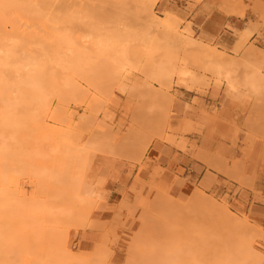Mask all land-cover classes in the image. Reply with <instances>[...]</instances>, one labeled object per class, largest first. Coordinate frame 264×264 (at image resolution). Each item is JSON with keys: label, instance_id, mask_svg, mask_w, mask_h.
I'll return each mask as SVG.
<instances>
[{"label": "rangeland", "instance_id": "obj_1", "mask_svg": "<svg viewBox=\"0 0 264 264\" xmlns=\"http://www.w3.org/2000/svg\"><path fill=\"white\" fill-rule=\"evenodd\" d=\"M0 1L3 3L4 0ZM49 1L46 0L45 3V0H33V2L32 0H12L10 3L7 0L5 6L8 7L10 4L12 10L10 7L8 10L4 9L7 7L2 9L6 23L4 29L1 27L4 35L1 33L0 35L3 37L7 34L12 35L13 42H9L10 39L7 36L4 40L0 37V43L7 41L9 44L17 45L18 40L21 43L23 38H26L16 48L14 47L16 51L13 48L15 52L14 57L12 56L13 61L7 66L11 68H1L3 73L17 79L56 80L61 93L49 94L46 97V103L36 94V100L38 98L39 103H34L35 95L27 92V94L11 93V95L9 93L8 96H2L3 100L4 97L7 99L2 100L4 103L0 100V113L12 114V110L18 123H23V126L21 124L22 127L20 126L14 134L9 135L5 132L2 137L0 135V144L3 143L6 146L5 158H2L3 161L0 159V264H71L73 259L70 253L73 258H77L73 264L80 259H83L85 264H132L136 260L132 259L131 263V259L127 257H136L130 256L132 246L129 247L130 241L137 244L136 232L142 234H140L142 242L140 240L141 243H139L141 249L136 246L142 252L141 257H137L140 258L136 262L138 264H158L151 262L152 259L149 260L152 252H156V248L160 249L162 254L169 251L171 258L173 256L172 260L170 254L167 256L171 264H190L191 259L192 261L200 260L202 264H213L214 261L210 262V259H220L222 249L230 244H227L228 239H230L228 242L234 243V247L239 244L235 241L238 237H233V234L238 233L235 231L236 228L245 229L242 224L233 226L235 222L242 223L239 218L248 219V227L250 224L254 226L253 229H260V232L256 231L257 234H254L255 237L251 228H249L251 231L248 229L247 232L250 231L254 237L252 238L251 233H248L249 246L252 244L254 252L260 255V261L258 258L253 257V259L256 260V264H264V85L256 84L259 82L260 75L264 80V58H262L263 61L260 59L264 52L257 49L254 42H249L250 34L264 26V0H221L222 9L233 8L239 14L249 9L252 13H257L258 21H260L254 24L249 23L252 28L241 32L227 25V28L232 29L237 37V44L230 51L232 56L227 51H219L214 43H203L195 38L192 30L194 25L191 22L178 17L174 14L175 11L160 9L156 5L152 8L151 15L146 7L144 12L142 6L140 10L144 13H133L132 11H139L135 7V0L134 2L133 0H116L118 4L115 0H97V2L85 0L86 3H94L95 8L99 5V8L101 6L102 8L98 10V13L89 4L92 7L90 9L95 10V13L92 10L91 13L90 11L79 13L77 8L82 9L86 3L83 2L84 5H82L77 0H70V2L60 0L64 2L58 5L59 0H51L55 2V5ZM98 1L103 3L100 2L98 5ZM136 1L139 2V0ZM193 1L198 3L200 0ZM129 2H133L132 6ZM128 3L130 9L127 7L126 9L130 10L129 13L124 10ZM87 5L88 3L85 7L89 8L90 6L87 7ZM139 5L137 8L140 7ZM116 6H121L124 13L119 8V10L116 9ZM72 8H76L78 13L73 12ZM84 8L83 10L86 9ZM47 10H49L48 15ZM168 15L171 19L169 22L175 19V27L173 22L171 26L169 24V27H166L167 29L172 27V33H169L171 30L169 32L167 30V37L158 33L160 30H165L164 27L160 29L158 22L157 29L153 28L154 31H150V28L154 27L153 22H147V20L153 17L169 19ZM151 25L152 27L149 28ZM175 29L177 38L173 34ZM170 35H173L174 39ZM185 38L194 42L189 40L188 47V43L182 45L180 41L188 42ZM196 42L207 47L209 53L213 51V48L214 53L223 52L220 53V57L218 52L217 57L213 55V52L210 53H213L212 55L216 58L219 57L216 64L214 57H212L213 63L210 54L204 55L207 51L199 53L197 49L189 50L190 44ZM186 47L188 50L185 49ZM209 48H212L211 51ZM3 49H6V46ZM3 54L4 51L0 55ZM256 57L259 60L254 59ZM219 61L223 65L219 66ZM255 61L262 63L258 64L259 62ZM225 62L238 64L228 68ZM120 64H125V66L122 65L124 68ZM14 69H20V71L13 72ZM163 71L167 75H164ZM256 71L260 75L256 74ZM182 72H186L185 76L178 75ZM189 75L191 77H188ZM255 75H259L258 82L255 80L256 77L254 78ZM196 76H201L202 80ZM260 81L262 82L261 79ZM232 84H236L234 88L238 96L234 95L235 89H232ZM221 88H224L226 97L235 102L234 112L229 120H223L219 114L223 97H218L216 103L209 104L192 94L204 96L209 89ZM185 91L192 92L185 93ZM25 95H29L28 100ZM16 100L20 103L17 104ZM176 103L181 104V109L176 108ZM200 109L207 113L208 119L204 122L194 119L195 112ZM103 139L106 140L103 141ZM206 139H210L209 141L214 145L218 141L225 140L229 144L231 154L225 157L216 151L206 149L204 147ZM99 141L101 144H98ZM92 142L99 146L109 143L112 150L110 149L109 153L104 152L106 151L104 147L103 151L98 149L101 151L98 152L96 149L101 146L96 148V144L93 145ZM4 149L3 152H5ZM1 157H4L3 154ZM80 173L85 175L81 178ZM82 181L86 186L91 185L85 186V189L88 188L89 190H86L90 191L88 195L87 191L83 190ZM77 186H79L78 193ZM81 187L86 194H80ZM197 191L198 198L201 200L197 198L196 203L198 200L200 202L206 200L207 203L205 201L203 205L204 207L205 204L207 205L206 210L209 213L212 206L210 198H213L212 204H219V206L222 204V207L226 205L236 217L227 215L225 220V216L224 218L220 216L224 215L223 208L220 215L219 212L217 213L220 217L217 215L215 216L217 218L213 217L216 214L215 210H220V207L216 205L219 209L215 206L216 209L213 207L215 210H212L215 213H210L215 223L210 221L213 223L207 222L208 226H206L205 221L202 220L203 225L200 221L204 218L197 217L195 213L200 215L201 212L203 217H206L208 213L202 214L203 207L199 206L200 203L196 206L193 199L191 203L188 200L192 195L194 198V193L197 197ZM156 192L157 195H155ZM73 193L74 196L76 195L75 198L78 196V199L73 198ZM201 193L209 197H203ZM161 194L163 198H166L165 201L172 199V201L181 202L182 206L180 204L179 208L184 207V211L181 209L182 214L178 205L174 207L182 217L178 216L174 208H171L174 205L173 202H170L172 205L169 206L171 208L168 209L169 213L166 208L161 209L160 203L164 202V199L157 202L159 200L157 197H161ZM201 196L203 198H200ZM168 198L171 199L168 200ZM186 201L190 204L194 202L197 209L200 207L198 213V210H194L196 209L194 204H189L195 211L190 213L193 218L191 220L186 218L189 216L186 211L192 208L185 209L188 204ZM209 201L210 207H208ZM155 202L158 204L156 205ZM163 204L165 206L166 202ZM203 205L201 203V206ZM89 207H91V213L87 212ZM172 209L177 214L175 219L174 213H171ZM161 210H166L167 215ZM204 210L203 212H207ZM85 213L89 214L87 218L83 216ZM170 215H172L171 219H169ZM176 217L182 218L181 222L176 221L178 220ZM218 218L219 220L222 218L220 220L222 222L226 221L225 224L216 220ZM228 218L230 220L227 221ZM235 218L239 219L238 222L234 221ZM231 219H234L233 225ZM79 220L80 224L85 223L84 226L78 224ZM204 220L207 221L206 218ZM164 222H167L166 226H169L167 230L174 231L165 230ZM208 228L215 231L213 234L216 233L220 238L214 236L212 231L210 235ZM220 228L224 232L220 231L217 234ZM191 229L195 233L191 232ZM159 230L161 233L157 232ZM226 232L227 236L231 233L230 238H227ZM242 233L243 231H241L243 237ZM205 234L210 237H205ZM244 234L248 236L246 231ZM237 235L240 236L239 233L235 236ZM225 236L226 243L223 238ZM104 238H107L105 239L107 243L102 244L99 252ZM62 241L66 242V252L71 251L69 254L64 252ZM225 244H227L226 247H223ZM97 247H99L98 251L94 252ZM167 247V251L162 249ZM228 247L231 249V246ZM219 248H221L220 251H218ZM230 249L226 248L225 251L233 255L232 258L229 257L232 260L235 259L234 262L244 258L235 257ZM243 249L246 254V248ZM126 250L131 252L125 253ZM147 250L153 251L149 253L148 260H145ZM161 251L157 253L160 254ZM91 252H94L96 256L97 252L103 256L99 258V255L97 258ZM160 255H158L159 258ZM181 255L185 263L181 261ZM200 256H204L205 260ZM68 257H71V261ZM246 259L249 262V258ZM157 260L162 263L163 259ZM232 260H230L231 263ZM198 261L195 263H201ZM247 261H243L244 264H248ZM165 262L168 261L165 259Z\"/></svg>", "mask_w": 264, "mask_h": 264}, {"label": "bare ground", "instance_id": "obj_2", "mask_svg": "<svg viewBox=\"0 0 264 264\" xmlns=\"http://www.w3.org/2000/svg\"><path fill=\"white\" fill-rule=\"evenodd\" d=\"M4 1H5V0H4ZM4 1H3V3H2V1H0V33H1V34H3V33H2L3 31L1 32V30H2L1 27L4 29V27H5L4 25H5V23H6V19H5V17H4V13L2 12V9H3V7H7V6H5V2H6L7 0H6L5 2H4ZM8 1H9V2L11 1V2H12V0H8ZM36 1H37V0H36ZM42 1H43V0H42ZM50 1H51V0H50ZM50 1H49V2H50ZM53 1H54V0H53ZM53 1H51V2L55 4V2H53ZM72 1H76V0H72ZM72 1H71V2H72ZM80 1H81V0H79V1L77 0V2H79V4L84 5V3H86V1H88V0H86V1H85V0H82L81 3H80ZM89 1H90V0H89ZM101 1H102V0H101ZM101 1H100V2H101ZM117 1H118V0H117ZM127 1H128V0H127ZM9 2H8V3H9ZM11 2H10V3H11ZM28 2H29V1H28ZM32 2H33V0H32ZM39 2H40V1H39ZM62 2H64V1H62ZM62 2H60V0H59V4H58V5H60V3H62ZM69 2H70V0H69ZM83 2H84V3H83ZM93 2H95V0H93ZM96 2H97V0H96ZM98 2H99V1H98ZM100 2L97 3V4L99 5ZM115 2H116V0H115ZM119 2H120V1H119ZM124 2H125V1H124ZM133 2H134V0H133ZM133 2H131V3H133ZM139 2H140V5H139ZM139 2L136 1V0H135V2H134V3H136V4H135L136 6H135V5H134V6H135L136 9H138L139 11L134 12V11H132L133 9H132L131 11H132L133 13H138V12H139V13H140V12L142 13L143 11H144V12L146 11V10H144V8L146 7V9H148L149 12H150L151 15H152V10H153L152 8L155 6L157 0H139ZM8 3H6V4H8ZM13 3H15V2H13ZM13 3H12V5H13ZM16 3H17V2H16ZM18 3H19V2H18ZM37 3H38V2H37ZM40 3H41V2H40ZM40 3H39V4H40ZM45 3H46V0H45ZM45 3H43V4H45ZM87 3H88L87 7L90 6L89 8H86V7H85ZM87 3L84 5V7H85L87 10H86L83 6H82V9H81V8H77L78 11H79V13H80V12H81V13H84V12H89V11H90V13H91V10L93 11V9H90V8H92L91 5L94 7V5H93L94 3H92V2H87ZM101 3H103V2H101ZM105 3L108 4L107 2H104V4H105ZM110 3H111V2H110ZM110 3H109V4H110ZM113 3H114V2H112V4H113ZM116 3L118 4V2H116ZM120 3H121V2H120ZM129 3H130V2H129ZM129 3H128V6L126 5V6L124 7V10H127V13L130 12V10H128V9H130V8H128V7H130V6H129ZM131 3H130V5L132 6ZM29 4H30V3H29ZM32 4H34V3H32ZM47 4H49V3H47ZM47 4H46V5H47ZM79 4H78V6H79ZM89 4H91V5H89ZM117 4H116V5H117ZM19 5H20V4H19ZM35 5H36V4H35ZM35 5H34V6H35ZM40 5H42V3H41ZM51 5H53V4H51ZM55 5H56V4H55ZM55 5H54V7H55ZM67 5H68V4H67ZM73 5H74V3H73ZM137 5H139L140 7L137 8ZM13 6H15V5H13ZM13 6H12V7H13ZM16 6H17V4H16ZM32 6H33V5H32ZM36 6H37V5H36ZM48 6H49V5H48ZM69 6H70V4H69ZM80 6H81V5H80ZM95 6H97V5H95ZM99 6H100V5H99ZM99 6L96 7V8L94 7L95 10H97V11L99 10V11H100L101 8H102V6H101L100 8H99ZM109 6H110V5H109ZM141 6L143 7V9L141 8ZM8 7H10V9H11V5H10V4L8 5ZM8 7H7V8H4V9H5V10H6V9L8 10ZM21 7H22V6H21ZM37 7H38V6H37ZM37 7H36V8H37ZM42 7H43V6H42ZM61 7H62V5H61ZM64 7H65V6H64ZM70 7H71V6H70ZM72 7L74 8V6H72ZM75 7H77V6H75ZM105 7H106V6H105ZM105 7H104V8H105ZM116 7H117V6H116ZM116 7H115V8H116ZM126 7H127L128 9H126ZM16 8H18V7H16ZM24 8H25V7H24ZM32 8H33V7H32ZM34 8H35V7H34ZM40 8H41V7H40ZM52 8H53V6H52ZM73 8H72V9H73ZM83 8H84L86 11L83 10ZM104 8L102 9V12H103V13L105 12V11H103ZM107 8H108V7H107ZM110 8H112V6H110ZM110 8H109V9H110ZM115 8L113 9L114 11H115L116 9H118V8H119L120 10L122 9L121 6H120V7H117L116 9H115ZM133 8H134V7H133ZM48 9H49V8H48ZM60 9H61V8H60ZM65 9L67 10V7H66ZM69 9H70V8H69ZM72 9H71V10H72ZM75 9H76V8H75ZM75 9H73L74 11H73V10H72V11L78 13ZM79 9H80V10H79ZM89 9H90V10H89ZM109 9H107V10H109ZM119 9H118V10H119ZM140 9H142L143 11L140 10ZM11 10H12V9H11ZM20 10H21V9H20ZM25 10H26V9H25ZM25 10H24V11H25ZM29 10H30V9H29ZM33 10H34V9H33ZM45 10H46V9H45ZM56 10H57V9H56ZM56 10H54V11H56ZM61 10H62V9H61ZM61 10H60V11H61ZM82 10H83V11H82ZM95 10L93 11L94 13H95ZM118 10H117V11H118ZM148 10H147V11H148ZM13 11H15V9H14ZM31 11H32V10H31ZM48 11H49V10L46 11V14H47V15H48V13H47ZM50 11H51V8H50ZM54 11H53L52 13H54ZM99 11H98V13H99ZM111 11H112V9H111ZM117 11H116V12H117ZM121 11H122V10H121ZM121 11H119V13H122V12H123V11H122V12H121ZM128 11H129V12H128ZM22 12H23V11H22ZM33 12H34V11H33ZM37 12H38V9H37ZM57 12H58V11H57ZM109 12H110V11H109ZM116 12H114V13H116ZM125 12H126V11H125ZM144 12H143V13H144ZM6 13H8V11H6ZM17 13H19V12H17ZM25 13H26V12H25ZM41 13H42V12H41ZM50 13H51V12H50ZM59 13H60V12H59ZM71 13H72V12H71ZM96 13H97V12H96ZM107 13H108V12H107ZM123 13H124V12H123ZM150 13H149V15H150ZM20 14H21V12H20ZM36 14H37V13H36ZM46 14H45V16H47ZM38 15H39V14H38ZM151 15H150V16H151ZM43 16H44V15H43ZM166 17H167V16H165V18H166ZM149 18H150V17H149ZM168 18H169V19H164V18H162V17H158V19H159V20H158V19H156V18L153 17V18H151L152 20H151V19L147 20V22H148V21L153 22L152 25H153L154 27H152V25L149 26V28L152 27V28H150V31L152 30V32H153V31H154L153 28L155 29L156 26L158 25V23H160V26H161L160 29H163L162 27H164L166 31H165V30H164V31L160 30V32H158V33L162 34V36L164 35V37H165V36L167 37V36H168V32H169L171 29L173 30V28L171 27V29H169V28L167 29L166 27H169V24H170V26L173 24V27L176 26V25L174 24L175 19L172 18L174 21H171V22H173V23L171 24V22H169V20H171L169 15H168ZM155 19L157 20L156 22L154 21ZM147 22H146V24H147ZM150 22L148 23L149 25L151 24ZM154 22H155V24H154ZM157 22H158V23H157ZM156 23H157V24H156ZM175 23H176V22H175ZM146 24H145V25H146ZM158 26H159V25H158ZM158 26H157V27H158ZM149 28H147V29H149ZM156 29H157V28H156ZM158 29H159V28H158ZM177 29H178V28H177ZM167 30H168V32H167ZM172 30H171V32H169V33H172ZM4 31H5V30H4ZM148 31H149V30H148ZM150 31H149V32H150ZM155 31H156V30H155ZM174 31H175V32H174ZM174 31H173V32H174L173 34H175V35H176L175 37L177 38V37H178V34H176V33H177V32H176L177 30L175 29ZM187 31H188V30H187ZM187 31H186V32H187ZM189 31H190V30H189ZM163 32H164L165 34H164ZM190 32H191V31H190ZM166 33H167V34H166ZM3 35H4V34H3ZM3 35H0V37H3ZM5 35H6V33H5ZM7 36H9V35L7 34V35L4 36L3 38H1V40H4V38L7 37ZM170 36H171V35H170ZM19 37H20V36H19ZM171 37H173V35H172ZM179 37H180V36H179ZM183 37H184V36H183ZM189 37H190V36H189ZM7 38L10 39L9 42H13L12 39H11V38H13L12 35L9 36V37H7ZM7 38H6V39H7ZM20 38H21V37H20ZM180 38H182V36H181ZM24 39H26V38H23V40H24ZM28 39H29V38H28ZM169 39H170V38H169ZM173 39H174V37H173ZM1 40H0V41H1ZM16 40H18V39L16 38ZM16 40L14 39V43L17 42ZM23 40L21 41V43L23 42ZM178 40H179V39H178ZM185 40H188V39L185 38ZM189 40H190V39H189ZM189 40H188V42H186V43H185V42L183 43V42L180 41V40H179V41H180V43H182V45L188 43V45H187V47H188V46H189ZM15 41H16V42H15ZM173 41H174V40H173ZM179 41L175 40V42H179ZM190 41H191V42H194L193 40H190ZM19 42H20V41L18 40V44H17V45H13L12 43L9 44V43H7V41H6V42L4 41L3 43H0V44H4V45L6 46V49H3L5 46L2 47V45H0V48L2 47V48H1V51H0V52H1L0 54H2V52L4 51V54H3V55H0V95H1L0 97L2 98V96H4V95L8 96L9 93H10L9 95H11V93H15V94H16V93H17V94H18V93H20V94H21V93H24V94H27V93H28V94H31V95H33V94L35 95V94H36V95H38L39 97H41V98L43 99V100H42V99H41V100H42L44 103H46V97H47L49 94L57 92L58 95H59V94L61 93V92H60L61 90H60V88L58 87V82H57L56 80H47V79H43V78H42V79H40V78H39V79H35V78H18V79H17V78H10V77H11L10 75L7 76V75H6L5 73H3V71L1 70V68H5V67H7L8 65H10V64L12 63V61H13V57H14L13 53L15 54V52H13V48H14V47L16 48L19 44H21V43H19ZM26 43H27V42H26ZM26 43H25V44H26ZM203 43H204V42H203ZM28 44H30V43H28ZM195 44H196V45H195ZM22 45H23V44H22ZM182 45H181V46H182ZM190 45H191V48H192V45H193L194 47H193L192 49L189 48V50H193V51H194V49H197V50H198L197 52H199V53H202L203 51H207L206 53L204 52L205 54L203 53L205 56H206V55H209L211 52L214 53V51H215L214 48H213V49H212V48H209L210 51H211V49L213 50V51H211V52L209 53V50L207 49V47H206V48L203 47L204 45L199 44V42H196V43H194V44L191 43ZM197 45H200V46H197ZM7 46H8V48H7ZM184 46H186V45H184ZM205 46H206V45H205ZM187 47H186L185 49L188 50ZM15 48H14V49H15ZM22 48H24V47L22 46ZM182 48H183V46H182ZM202 48H203V49H202ZM19 49H20V48H19ZM252 49H253V48H252ZM254 49H255V48H254ZM199 50H200V51H199ZM15 51H16V49H15ZM195 51H196V50H195ZM201 51H202V52H201ZM220 51H221V50H220ZM251 51H252V50H251ZM217 52H218V51H216L214 54H213V53H212V54H213V55H216ZM255 52H257V49H255ZM207 53H208V54H207ZM220 53L222 54L223 52H220ZM220 53L218 52L219 57L221 56ZM203 54H202V55H203ZM212 54H210V56H211V58H210V59H211V62L214 63V61H216V62H215V64H216L217 61H218V59H219V57L216 58L217 55H216V57H215V56H213ZM253 54H255V53H253ZM226 55H227V54H226ZM250 55H251V54H250ZM255 55H256V54H255ZM12 56H13V57H12ZM205 56H204V57H205ZM247 56H248V55H247ZM251 56H253V55H251ZM256 56H257V55H256ZM263 56H264V55L262 54V57L260 56V59L264 58ZM212 57H214V61H212V59H213ZM224 57H225V55H224ZM254 57H255V56H254ZM205 58H207V57H205ZM208 58H209V56H208ZM228 58H229V57H228ZM229 59H230V58H229ZM254 59H257V57L254 58ZM223 60H224V59H223ZM257 60H259V59H257ZM221 61H222V60H221ZM224 61H225V60H224ZM229 61H231V60H229ZM262 61H263V59H262ZM219 62H220V61H219ZM226 62H227V61H226ZM226 62H225V63H226ZM234 62H235V61H233V63H234ZM255 62H256V61H255ZM258 62H259V61H258ZM258 62H256V63H258ZM220 63H221V64H220ZM220 63H219V66H220V65H223L222 62H220ZM227 63H228V62H227ZM227 63H226L225 66H228V68H233V66H235V65L238 64L237 62H236L237 64H233V63L231 64V62H230L229 64H227ZM261 63H262V62H261ZM261 63L259 62L258 64H261ZM120 65H121V64H120ZM122 65H123V64H122ZM122 65H121V66H122ZM229 65H230V66H229ZM123 66H125V64H124ZM123 66H122V67H123ZM225 66H224V67H225ZM118 67H119V66H118ZM7 68H8V67H7ZM9 68H11V67H9ZM9 68H8V69H9ZM123 68H124V67H123ZM167 68H168V67H167ZM12 69H13V68H12ZM120 69H121V68H120ZM10 70H11V69H10ZM121 70L123 71V69H121ZM164 70H165V69H164ZM18 71H20V69H16V70L14 69L13 72H18ZM165 72L168 74V72H167L166 70H165ZM165 72L163 71L162 73H163L164 75H167ZM175 73H176V72H175ZM11 74H12V73H11ZM163 74H162V76H163ZM176 74H177V73H176ZM185 74H186V72H182V74H178V75H180V76H185ZM253 74H254V72H253ZM256 74H259V73H257V71H256ZM178 75H177V76H178ZM194 75H195V74H194ZM259 75H260V74H259ZM259 75H255V76H254V78L256 77V78H255L256 82H258V81H259V82L256 83L255 80H253V81H254L256 84H258V85H259V84H260V85H262V84L264 85V80L262 79L261 75H260V76H259ZM6 76H7V77H6ZM9 76H10V77H9ZM258 76L260 77V79L262 80V82L260 81L259 78H258L259 80L257 81V77H258ZM188 77H191V76L189 75ZM196 77H197L198 79H200L201 76H200V77H199V76H196ZM201 78H202V77H201ZM254 78H252V79H254ZM191 79H192V78H191ZM200 80H202V79H200ZM204 80H205V79H204ZM250 80H251V79H250ZM253 81H252V82H253ZM201 82H202V81H201ZM205 82H206V81H205ZM228 82H229V81H228ZM261 83H262V84H261ZM190 84H191V83H190ZM227 84H228V83H227ZM229 84H230V82H229ZM229 84H228V85H229ZM232 85H233V86H232V87H233L232 89H235L234 86H236V84H235V85L232 84ZM191 87H192V86H191ZM227 89H228V87H227ZM233 91H234V90H232V92H233ZM26 92H27V93H26ZM234 92H235V94L233 93L234 95H236V94L238 93V92L236 93V89H235ZM20 94H19V95H20ZM55 94H56V93H55ZM22 95H23V94H22ZM22 95H20V96H22ZM36 95H35V101L33 100L34 103H37V102L39 101L38 98H37L38 101L36 100V97H37ZM231 95H232V93H231ZM28 96H29V95H27V96L25 95V97L27 98V100H28ZM236 96H238V94H237ZM236 96H235V97H236ZM239 96H240V95H239ZM32 97H34V96H32ZM60 97H61V96H60ZM1 98H0V100H1V102H2L3 98H2V99H1ZM29 98H30V97H29ZM171 98H172V97H171ZM4 100H7V99L4 97ZM4 100H3V101H4ZM9 100H10V101H14V100H11V99H9ZM18 100H19V99H18ZM18 100L15 101L17 104L20 103V101L18 102ZM25 100H26V99H25ZM25 100H24V101H25ZM171 100H172V99H171ZM29 101L31 102V100H29ZM5 102H6V101H5ZM21 102H22V101H21ZM26 102H27V101H26ZM169 102H170V98H169ZM2 103H4V102H2ZM38 103H39V102H38ZM40 103L42 104V102H40ZM44 103H43V105H46V104H44ZM171 103H172V102H171ZM171 103H170V104H171ZM168 104H169V103H168ZM43 105H42V106H43ZM11 112H12V114H10V113H8V112H7V113H4V112H1V113H0V135H1V137H2V135H3L5 132H7L9 135H12V134H14L15 131L21 126V124H22V126H23V123H22V122H21V123H18L19 121L14 117L15 115L13 114V111H12V110H11ZM13 115H14V116H13ZM12 116H13L15 119H13ZM29 119H30V117H29ZM22 126H21V127H22ZM1 137H0V138H1ZM104 140H106V139H103V141H104ZM99 142H100V141H99ZM99 142H98V144H101V142H100V143H99ZM92 143H93V145L96 144V148H97V146H98V147H100V146L102 147V148L100 147V148H97V149L94 148V149H96V151H98V152L103 151V150H104V147H105V149H106V151L104 150V152L109 153V152H111V150H112V149H111L112 147L110 146L109 143H107L108 146H107L105 143L103 144L104 146H103V145H100V146H99L97 143H94V142H92ZM1 145L3 146L2 149H1V147H2ZM105 145H106V146H105ZM0 146H1V147H0V150H1V151H0V159L2 160V158H5V154H4V153H6V146H4L3 143L0 144ZM86 146L88 147V145H86ZM91 146H92V145H91ZM91 146H90V147H91ZM4 147H5V149H4ZM92 147H93V146H92ZM94 147H95V146H94ZM106 147H108V149H107ZM3 149L5 150V152H3ZM98 149L101 150V151H99ZM110 149H111V150H110ZM84 150H86V149L84 148ZM84 150H83V151H84ZM88 150H89V148H88ZM88 150H87V152L89 153ZM108 150H109V151H108ZM83 151H82V152H83ZM94 152H95V151H94ZM85 153H86V152H85ZM102 153H103V152H102ZM107 153H105V154H107ZM2 154H3L4 157H1ZM89 155H90V154H89ZM80 156H81V155H80ZM82 157H83V156H82ZM90 158H91V155H90ZM85 159H86V158H85ZM1 160H0V164H1ZM2 161H3V160H2ZM85 162H86V161H85ZM86 163H88V162H86ZM90 163H91V162H90ZM80 164H81V163H80ZM83 164H84V163H83ZM87 165H88V164H87ZM82 166H83V165H82ZM85 166H86V164H85ZM83 167H84V166H83ZM87 167H88V166H86V168H87ZM86 168H84V170H86ZM81 171H82V169L80 170V172H81ZM83 175H85V174H83ZM83 175L80 173L81 178H82ZM81 178H80V180H82ZM0 179H1V178H0ZM83 179H84V177H83ZM78 180H79V179H78ZM2 182H3V181H2ZM79 183H81V182H79ZM82 184H84V185H83V186H84V188H83L84 191H85L86 189H88V188L85 189V186H86L85 182L83 183V181H82ZM90 186H91V185H90ZM90 186H89V184H88L86 187H90ZM77 187H78V188H77V191H76V192L78 193L79 186H77ZM5 188H6V187H5ZM92 188H93V187H92ZM83 190H82V187H81V188H80V191H81L80 194H81V193H83V194L85 193ZM88 190H89V189H88ZM88 190H86V191H87V192H86L87 195H88V193L90 192V191H88ZM158 192H159V191H158ZM86 193H85V194H86ZM91 193H92V190H91ZM91 193H90L89 195H91ZM199 193H200V192H199ZM157 194H158V193L156 192L155 195H157ZM201 194H203V193H201ZM161 195H162V194H161ZM203 195H204V196H203ZM203 195H202L203 197H209L208 195H207V196H205V194H203ZM75 196H76V195H75ZM75 196H74V193H73V198H74V199H78V198H77L78 196H77L76 198H75ZM159 196H160V193H159ZM169 196H170V195H169ZM202 196H201L200 198H203ZM163 197H164L163 195H162L161 197H157V198L159 199V200H157V202H158V201L160 202V199H162V200L164 199V202H166L165 206H164V204H163V203H164L163 201H162V203H160V205H161V206H160L161 209L166 208V209H167V213H169L170 211H169L168 209L174 208L175 211H176V208H175V207L178 205L177 207H178V209L180 210V212H181V214H182V212L184 211V210H183L184 207H183V208L181 207V206H182L181 202H179L178 200H174V201H172V199H171L172 197H171V198H168V200L171 199L170 201H165L166 198H163ZM165 197H167V196H165ZM190 197H191V199H188L189 202L193 199L192 201H195V203H196L197 198L199 197V196H198V191H197V197L195 196V193H194V198H193V195L190 196ZM89 198H90V197H89ZM173 199H175V198H173ZM195 199H196V200H195ZM198 199H199V198H198ZM207 199H208V198H207ZM211 199L213 200V198H210L211 205H212V206H211V209L209 210L210 213L212 212V214H213L214 211H212V210H215L217 206L220 207V210H219V211H217V209L215 210V211H216V214H215L214 216H213L212 214H210V213L208 212V210H206V209H208V208L206 207V206H207L206 204H205V207H204L203 203H205L206 200L200 202L199 200H201V199L198 200V203H196V206H197V204L200 203L199 206H200V207H203V208H202L203 210H204V208H205L204 211H207V212H203V210H202V214H203V213H208L209 216H208V214H207V216H208L209 218H207L206 214H204V216H206V217H203V216L201 215V212H200V215L195 213V211H197V210H198V213H199V211H200V207H198V209H197L196 206H195V204H194V202H192V204H194V208H196V209H194L192 206H190V205H192V204H190L191 202L189 203L188 201H186V204H187V203H188V204H187V205L185 204V205L187 206V208L185 207V209L188 210V209H189L188 207H192V208L189 209L188 211H186V210H185V211L188 212L187 214H188L189 216H190V213H191V212H194L195 215H197V217H200V216H201V217L204 218V219L206 218L207 221L204 220V219H201V221L199 220V221L202 222V223H203V221H205L204 223H206V224H205L206 226H208V225H207V222H209V223H211V224L214 222L215 219H214L213 217H215V216L217 215L218 212H219V215H220V213H221V209H222V208H223L222 211L224 212V215H220V216H221V217L225 216V220H226V218H227V217H226L227 215H228V216H231V217H236V215H234L235 213L232 214V213L230 212V210L226 207V205H225L224 207H222L223 205H222L221 203H220L221 206H219V204L217 205V204H215V203H213V204H214V205H213ZM99 200H100V199H99ZM214 200H215V199H214ZM155 201H156V199H155ZM175 201H177V203H175ZM210 201L208 202V203H209L208 207H210ZM215 201H216V200H215ZM167 202H169V203H167ZM170 202H171V203L173 202L172 204H174V205L171 204V205H172L171 208L169 207V206H171V205H170ZM178 202H179V204H178ZM216 202H217V201H216ZM201 203H202L203 206H201ZM206 203H207V201H206ZM217 203H218V202H217ZM150 204H151V202H150ZM155 204H156V202H155ZM157 204H158V203H157ZM157 204H156V205H157ZM180 204H181V206H180L181 208H179V205H180ZM183 204H184V203H183ZM189 204H190V205H189ZM92 205H93V204H92ZM156 205H155V208H157ZM216 205H217V206H216ZM162 206H163V207H162ZM166 206H168V207H166ZM174 206H175V207H174ZM215 206H216V207H215ZM213 207H215V209H213ZM218 207H217V208H218ZM181 209H182L183 211H182ZM193 209H194L195 211H194ZM218 209H219V208H218ZM155 210H156V209H155ZM179 210H178V211H179ZM163 211H164V210H163ZM163 211L161 210V212H163ZM168 211H169V212H168ZM173 211H174V210L172 209L171 213H174V214H173V215H174V219H175V216H176L177 214H178V216L181 215L180 212L177 213V211H176L177 214H175V212H173ZM87 212L91 213V207H89V209H88ZM165 212H166V210L164 211V213H165ZM214 213H215V212H214ZM165 214H166V213H165ZM165 214H164V215H165ZM88 215H89V214H88ZM88 215H86V213H85L83 216H85V218H87ZM162 215H163V213H162L160 216L162 217ZM166 215H167V214H166ZM166 215H165V216H166ZM198 215H199V216H198ZM210 215H212L213 217H210ZM219 215H217V216L220 217ZM86 216H87V217H86ZM189 216H186V218L188 217V218L191 220L192 217H191V216L189 217ZM163 217H164V216H163ZM180 217H182V215H181ZM242 217H243V216H242ZM171 218H172V215H170L169 219H171ZM176 218H178V217H176ZM194 218L197 220L196 217H194ZM211 218H213V220H212ZM215 218H217V217H215ZM223 218H224V217H223ZM238 218H239V217H238ZM164 219H165V218H164ZM174 219H173V220H174ZM181 219H182V218H178V220H176V221H180ZM192 219H193V218H192ZM209 219H211V220H209ZM221 219H222V218H221ZM221 219H220V220H221ZM239 219H240V221L242 220V223H240V222H239V223H236V222H235L234 225H233L232 222L236 221L237 219H236V218H235V220H234V219H231V220H232L231 223H232L233 226H235L236 224H237V225H238V224H242L243 226H245V227H243V228H245V229H239V230H238V228H236L237 230H235V229L233 228L236 232L238 231V233L240 234V236H239V235L235 236V235L238 234V233L233 234V237H235V238L238 237L237 239H235V241H236V243H239V244L236 245V246H235L236 248H235L233 242H228V240H230V239H228V240L226 239V236H227V234H228V233L226 232V236L223 237V238H224V241H225V239L227 240V244H229V243H230V244H229V245L225 244V246L223 245V247H226V245H227L226 248L230 249L228 246H231V249H230V250H231V253H232V251H233L232 254H234L235 257L241 258V257H239V256H242V257H244V258H241L240 261H239V259H238V260H237L238 262H237V261L234 262L233 260H235V259H233V260L230 259V257L233 256V255H230V252H228V254H227V252H226L227 250L225 251L226 248H224V249H222V252H223V253L221 252L222 255H221V254H220L221 256L218 255V256H220V259H218V258H214V256H213L212 258H214V259L211 260L210 257H208L209 254H207V257H208V259H210V262H211V261H212V262L214 261L213 264H218V263L220 264L222 261H224V262H222L223 264H229L230 260H232V263L230 262V264H237V263H238V264H244L243 261L246 262V261H247L246 258H249V262L247 261L248 264H249V263H250V264H254V263L256 264V260H254V259H256V258H258V260L260 261V259H259V258H260V255H259L257 252H254V250H253V245H252V244H251V246H249L250 243H249V240H248V239H250L248 233L251 231V229L253 230L252 233H253V236H254V237H255L254 234H257V232H260V229H258V228H257V229L254 228V229H253L254 226H252V225H250V224H249L250 227H248V223H249V220H248V219H242V218H239ZM239 219H238V220H239ZM202 220H203V221H202ZM216 220L220 221L219 218L216 219ZM228 220H230V219L228 218L227 221H228ZM233 220H234V221H233ZM238 220H237V222H238ZM163 221H164V220H163ZM192 221H193V220H192ZM210 221H213V222H210ZM218 221H217V223L220 224ZM81 222H82V221H81ZM174 222H175V221H174ZM180 222H181V221H180ZM193 222H194V221H193ZM200 222H199V224H200ZM220 222H222V221H220ZM225 222H226V221H225ZM225 222H222V223L225 224ZM160 223H161V222H160ZM164 223H165V222H164ZM166 223H167V222H166ZM166 223H165V226H166ZM186 223H187V222H186ZM197 223H198V222H197ZM202 223H201V224H202ZM204 223H203V225H204ZM214 223H215V222H214ZM222 223H221V224H222ZM243 223L246 224L247 226L244 225ZM78 224H80V220H79V223H78ZM84 224H85V223L83 222V225H82V223H81L80 226H84ZM187 224H188V223H187ZM223 224H222V225H223ZM170 225H171V224H170ZM193 225H196V224H193ZM203 225H202V226H203ZM216 225H217V224H216ZM228 225H229V222H228ZM75 226H77V224H76ZM80 226H78V228H79ZM161 226H162V225H161ZM161 226H160V227H161ZM214 226H215V224H214ZM218 226H219V225H218ZM220 226H221V225H220ZM220 226H219V227H220ZM233 226H232V227H233ZM239 226H241V225H239ZM167 227H169V226H166V227H165L166 229H165V228H164V229L167 230V229H168ZM199 227H200V226H199ZM199 227H197V228H199ZM211 227H213V226H211ZM215 227H216V226H215ZM222 227H223V226H221V228H222ZM258 227H259V226H258ZM75 228H76V227H75ZM78 228H77V229H78ZM81 228H84V227H81ZM172 228H173V227H172ZM174 228H175V227H174ZM189 228H190V227H189ZM193 228H195V226H194ZM221 228H220V229H221ZM241 228H242V226H241ZM246 228H247V230H246ZM249 228H251V229H249ZM259 228H260V227H259ZM199 229H200V228H199ZM201 229H202V228H201ZM201 229H200V230H201ZM208 229L210 230V228H208ZM225 229H226V228H225ZM229 229H231L230 225H229ZM248 229L250 230L249 232H247ZM156 230H157V229H156ZM165 230H164V231H165ZM192 230H193V229H191V232H194V231H192ZM195 230H196V229H195ZM206 230H207V227H206ZM215 230L217 231L218 229H215ZM234 230H233V231H234ZM162 231H163V230H162ZM167 231L170 232V231H172V230L170 229V231H169V230H167ZM167 231H166V232H167ZM173 231H174V230H173ZM173 231H172V232H173ZM211 231H212V230H210V235H212V234L215 232V231H212V234H211ZM220 231H222V229L219 230V231H217V234H218V232L220 233ZM227 231H228V230H227ZM235 231H234V232H235ZM241 231H243V233H242V235H244L243 237L241 236ZM245 231H246V234H248V236L244 234ZM254 231H255V233H254ZM256 231H257V232H256ZM140 232H141V231H140ZM157 232H160V230L157 231ZM166 232H165V235H166ZM199 232H200V231H199ZM202 232H203V230H202ZM204 232H205V231H204ZM222 232H224V230H223ZM136 233H137L136 236H137V238H138V241H137V244H138V245L136 244V242L132 243L133 241H130L131 243H130V245H129V247H130V246L134 247V248L136 249V251H135L134 248L132 249V247H130L131 250H132V253H130L131 250L128 251V252H127V250H126V252H125V253H130V256H132V257H133V255L136 256V257H133V258H131V257H127V259H128V258L131 259V263L133 262L132 259L136 260V261H134V263H136L137 261H139L140 258H137V257H138V256L141 257L140 255H142V252H140V251L138 250V249H141V248H140L141 246H139V245H140L139 243L142 242V240H141L142 238L140 237V234H141V233H139V232H136ZM160 233H161V232H160ZM194 233H195V232H194ZM196 233H197V232H196ZM200 233H201V232H200ZM208 233H209V231H208ZM208 233H207V235H208ZM232 233H233V232H232ZM250 233H251V232H250ZM252 233L250 234V236H251L252 238H254V237L252 236ZM75 234H76V233H75ZM138 234H139V235H138ZM167 234H168V233H167ZM173 234H174V233H173ZM173 234H171V238L174 237V236L172 237ZM201 234H203V233H201ZM223 234H224V233H223ZM141 235H142V234H141ZM165 235H164V236H165ZM213 235H214V234H213ZM219 235H220V234H219ZM230 235H231V233L229 234V236H230ZM104 236H105V235H104ZM136 236H134V237H136ZM197 236H198V233H197ZM204 236L207 237L206 234H205ZM214 236L219 237L218 235H216V233H215ZM214 236H213V237H214ZM220 236H221V235H220ZM222 236H224V235H222ZM229 236H227V238H228ZM246 236H247V237H246ZM139 237H140V239H139ZM162 237H163V236H162ZM201 237H202V236H201ZM208 237H210V236H208ZM208 237H207V238H208ZM239 237H241L240 240H241L242 242L239 240ZM244 237L248 240V242H247L246 239H244ZM259 237H260V236H259ZM157 238H159V237H157ZM171 238H170V239H171ZM203 238H204V237H203ZM211 238H212V236H211ZM214 238H215V237H214ZM219 238H220V237H219ZM221 238H222V237H221ZM229 238H230V237H229ZM242 238L244 239V241H243ZM105 239H107V238H104V240H103L104 242H105ZM162 239H163V238H162ZM170 239H169V240H170ZM204 239H205V238H204ZM233 239H234V238H233ZM233 239H232V241H233ZM140 240H141V242H140ZM157 240H158V239H157ZM173 240H174V239H173ZM198 240H199V239H198ZM252 240H253V239H252ZM103 241L101 242V245H100L101 248L99 249V247H97V248H96L97 250L94 249V252H95V251H98V249H99V252H100V250L102 249V246H103L102 244H106V243H107V242L104 243ZM106 241H107V240H106ZM152 241H153V240H152ZM158 241H161V240H158ZM208 241H209V239H208ZM214 241H215V240H214ZM222 241H223V240H222ZM235 241H234V242H235ZM237 241H238V242H237ZM245 241H246V242H245ZM62 242H63V241H62ZM62 242H61V243H62ZM153 242H154V241H153ZM162 242H163V241H162ZM204 242H205V240H204ZM250 242H251V241H250ZM63 243H64V244H62V245H63L62 248H63L65 251H64L62 248H61V249H62V251L66 252V242L64 241ZM168 243H169V242H168ZM202 243H203V242H202ZM220 243H221V242H220ZM225 243H226V241H225ZM242 243H243V245H242ZM128 244H129V243H128ZM133 244H134V245H133ZM154 244H155V243H154ZM160 244H161V242H160ZM172 244H174V243L172 242ZM205 244H206V243H205ZM205 244H204V245H205ZM211 244H212V243H211ZM221 244H222V243H221ZM232 244H233V246H232ZM244 244H246V245H244ZM97 246H99V245L97 244ZM104 246H105V245H104ZM136 246L138 247V249H137ZM163 246H164V245H163ZM216 246H218V245H216ZM244 246H245V247H244ZM247 246L249 247V248H248L249 250L247 249ZM94 247H95V246H94ZM129 247H128V248H129ZM168 247H169V246H168ZM168 247H167V249H165V248H162V249H163L164 251H165V250L167 251V250H168ZM218 247H220V246H218ZM218 247H217V248H218ZM232 247L235 248V249L233 250ZM237 247H238V248H237ZM242 247H243V248H246V250H245V252H247L246 254H244V252H243L244 249H243ZM151 248H153V247H151ZM213 248H214V247H213ZM221 248H222V246H221ZM221 248H219L218 251H220ZM106 249H108V248H106ZM156 249H157V248H156ZM156 249H155L156 252H154L153 250H152L153 252H152V251H149V252H148V250H149V249H148V250H147L148 253H147V254L145 253V260H146V259L148 260V258H149V253L152 252L153 254L151 253L152 255H150L151 257H150V259H149V260L152 259L151 262L158 263V264H159V263L162 264L163 262H164L165 264H168V263L171 264V263L169 262V261H170V258H171V254L168 253L169 251H168V252H165L167 255H166L165 253H163V254L166 255V257L168 256V254H170V258L167 257L169 260L165 257V259L168 261V262L166 263V262H165V259L163 258L165 255L162 254V251H161L160 249H157V250H156ZM215 249H216V248H215ZM240 249H242V250H240ZM103 250H104V252H106L105 249H103ZM128 250H129V249H128ZM137 250H138V251H137ZM150 250H151V249H150ZM158 250H159V251H158ZM169 250H170V248H169ZM247 250H248V251H247ZM68 251H69V250H67V252H66L67 254H69V253L71 252V251H69V252H68ZM92 251H93V250H92ZM160 251H161V253H160L161 255L157 253V252H160ZM164 251H163V252H164ZM171 251H172V250H171ZM224 251H225V252H224ZM237 251H239V252H237ZM94 252H93V253H94ZM137 252H138L139 255L136 254ZM139 252H140L141 254H140ZM93 253L91 252L92 255H93ZM155 253H157V254H156L157 256H156V255L153 256ZM199 253L203 254V252H199ZM217 253H218V252H217ZM219 253H220V252H219ZM91 254H90V255H91ZM100 254H101V253L98 254V252H97V256H99ZM131 254H132V255H131ZM194 254H195V253H194ZM201 254H199V255H201ZM225 254H226V255H225ZM69 255L72 256V258L70 257L71 259H73L72 261H71V259H70L69 257H68V258L70 259L71 264H73L74 261H75L77 258H75V257L73 258L72 253H70ZM94 255L96 256L95 253H94ZM127 255H129V254H127ZM146 255H147L148 257H146ZM158 255H160V258H159ZM199 255H197V257H199ZM204 255H205V254H204ZM223 255H224V257H223ZM227 255H228V256H227ZM249 255H250L251 257H250ZM97 256H96V257H97ZM102 256H103V255H102ZM102 256L100 255L99 258L102 257ZM181 256H182V255H181ZM218 256H216V257H218ZM229 256H230V257H229ZM96 257H95V258H96ZM156 257H158V258H156ZM161 257H162V258H161ZM200 257H201V259L204 258V256H200ZM205 257H206V256H205ZM207 257H206V258H207ZM253 257H254V259H253ZM97 258H98V257H97ZM136 258H137L138 260H137ZM154 258H155L156 260H155ZM172 258H173V256H172ZM172 258H171V260H172ZM191 258H192V257H191ZM195 258H196V257H195ZM231 258H232V257H231ZM233 258H234V257H233ZM251 258H252V260L250 261ZM78 259H79V258H78ZM157 259H161V260L163 259V260H162V263L159 262ZM193 259H194V258H193ZM215 259H216V261H215ZM221 259H223V260H221ZM227 259H228V260H227ZM236 259H237V258H236ZM80 260H82L81 262H82L83 264L86 263L83 259H80ZM80 260H77V261L75 262V264H79V263L82 264V263L80 262ZM153 260H154V261H153ZM186 260H187V259H186ZM189 260H190V259H189ZM203 260H205V258H204ZM203 260H202V261H203ZM242 260H243V261H242ZM253 260H254L255 262H254ZM78 261H79V263H77ZM128 261H130V260H128ZM128 261H127V263H128ZM155 261H158V262H155ZM181 261H183V256H182V260H181ZM181 261H180V262H181ZM195 261H198V260H194V261H192V259H191V261H189V262H190V264H193V263H195ZM218 261H219V262H218ZM225 261L228 262V263H226ZM259 261H257V262H259ZM261 261H262V260H261ZM84 262H85V263H84ZM145 262H146V261H145ZM147 262H150V261H147ZM151 262H150V263H151ZM183 262H184V261H183ZM191 262H193V263H191ZM199 262H201V261L199 260L198 263H199ZM239 262H240V263H239ZM134 263H132V264H134ZM164 263H163V264H164ZM176 263H177V262H176ZM184 263H185V262H184ZM186 263H187V262H186ZM205 263H206V262H205ZM207 263H209V262H207ZM222 263H221V264H222ZM128 264H129V263H128ZM136 264H138V263H136ZM172 264H173V263H172ZM177 264H178V263H177ZM181 264H182V263H181ZM195 264H197V262H196ZM199 264H202V262L199 263Z\"/></svg>", "mask_w": 264, "mask_h": 264}, {"label": "crops", "instance_id": "obj_3", "mask_svg": "<svg viewBox=\"0 0 264 264\" xmlns=\"http://www.w3.org/2000/svg\"><path fill=\"white\" fill-rule=\"evenodd\" d=\"M155 5L160 9L175 11L176 13L174 14L178 17L185 18L186 21L194 25L192 30L195 33V38L203 42L214 43L219 51H227L231 56L230 51L237 44V37L232 29L227 28V25L241 32L252 28L249 23L260 22L258 21L257 13H252L249 9H246L242 14L236 13L233 8L222 9L221 0H200L198 3L193 0H157ZM249 42H254V46L264 52V26L257 28L250 34ZM186 92L191 93L192 91ZM192 94L194 97L204 99L209 104H214L218 97H223L219 106V114L223 120H229L232 117L235 102L226 97L224 88L209 89L204 96L196 93ZM181 107L180 103H176L177 109H181ZM194 119L204 122L208 119L207 113L200 109L195 112ZM209 140L206 139L204 141L206 149L216 151L219 155L225 157L231 154L229 144L225 140L218 141L216 145Z\"/></svg>", "mask_w": 264, "mask_h": 264}]
</instances>
